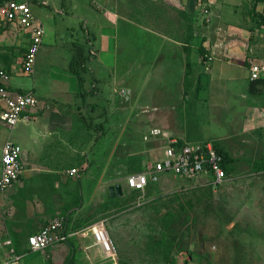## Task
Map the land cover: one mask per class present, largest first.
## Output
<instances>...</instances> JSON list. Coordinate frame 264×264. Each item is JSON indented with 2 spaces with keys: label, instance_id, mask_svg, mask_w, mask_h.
<instances>
[{
  "label": "rangeland",
  "instance_id": "374dc122",
  "mask_svg": "<svg viewBox=\"0 0 264 264\" xmlns=\"http://www.w3.org/2000/svg\"><path fill=\"white\" fill-rule=\"evenodd\" d=\"M47 2L48 6L33 5L34 14L45 28L33 74L15 72L26 43V34L16 26L0 27V67L14 66L11 83L34 89L48 103L62 104L67 99L63 90L68 86L64 70L74 54L75 41L83 40L84 31L78 19H73L75 30L68 27L69 19L58 12L61 0ZM253 2L255 12L260 15L250 10ZM197 6L198 21L206 8L213 17L209 16V23L204 19L198 25L211 24L209 35H204L206 40L211 38L206 45L202 44L204 40L198 42L200 45L194 49L197 54L192 52V59L198 57V67H193L190 78L193 87L188 88L187 98L183 97L182 80L178 99L165 98V91L154 84L146 97L147 105H140L134 94L147 75L134 74L131 83H123V86L131 84V99L110 106L107 89L112 85L108 84L107 74L101 75L99 93L87 100L97 103L95 116L91 105L89 109L86 105L92 115L84 113L87 118L84 110L78 111L80 107L68 106L71 129L83 133L77 140L76 153L53 175L59 178V190H54L60 199L58 209L52 207V193L39 188L44 191L40 198L48 211L53 216L56 212L66 216L73 228L104 220L119 250L118 264H264V169L254 170L257 165H264V88L255 86V92H249L246 68L249 59L264 60V0H200ZM220 55L227 59L214 60L209 64L210 72L204 69L208 57ZM84 75L89 81L91 76ZM77 102L83 103L81 98ZM82 116L94 125L95 132L87 129ZM19 124L11 131L0 124V144L7 138H18L23 132L17 129ZM154 127L185 137L189 142L216 143L231 161L228 179L213 186L162 174L151 191L130 190L124 183L125 177L156 157L163 143V138L144 139ZM24 129L32 134L34 123H25ZM28 162L24 160L22 179ZM72 168L76 172L69 174ZM32 172L34 178L45 177L42 171ZM121 183L122 195L111 197L108 187ZM18 199L20 205L23 200L20 196ZM167 212L175 216L176 230L170 233H176V244L164 258L150 243L165 233L162 218ZM0 220L3 231L4 216ZM21 230L13 237L18 250L25 251L32 227L27 225ZM51 249L30 253L21 264H56L50 258ZM5 261L6 255L0 250V264ZM82 263V254L76 247L72 261L58 264Z\"/></svg>",
  "mask_w": 264,
  "mask_h": 264
},
{
  "label": "crops",
  "instance_id": "0c3cea01",
  "mask_svg": "<svg viewBox=\"0 0 264 264\" xmlns=\"http://www.w3.org/2000/svg\"><path fill=\"white\" fill-rule=\"evenodd\" d=\"M26 1L30 3L32 10H34V4H45L48 6L47 0L44 2L41 0L42 3L39 2L40 0ZM199 1L61 0V7H57L58 12L69 19L68 27L71 30H75L74 20L78 19L77 22L80 23V27L84 31L83 40L75 41L74 45L76 43L84 44L85 52L88 54L85 62L87 71L83 73L84 82L81 85L77 75L71 72L66 64L64 74L68 78V86L63 91L67 99L62 104L59 101L48 103L42 100L35 93L34 89L19 87L9 80L8 88L10 91L24 92L32 90L38 98L39 103L35 108L26 112L29 115L28 119L19 121L20 124L17 129H23V132L18 138L13 139L22 148L23 171L18 180L8 190L0 194V218L4 216V225L6 226L3 231L0 230V250L7 258V261L1 264H21L24 257L30 253H40L48 248H52L50 250V258L56 264L60 263V261L67 263L72 261L76 247L79 248L82 254V264H118V248L117 256L114 260L105 257L101 248L94 245L89 233L74 234V232L88 225L73 228L69 225L66 216L65 228L69 232L67 240L53 244L41 251H31L27 246V237L37 232L41 226L52 218L61 214L60 212H56L53 216L52 212L48 211V208L45 207L46 203L40 198V194L44 193V191L39 190V188H45L46 191L52 193V207L53 209H58L60 199L56 198L57 193L54 190L58 189L59 178L53 177V175L63 169L69 161V156L76 153L77 140L83 133V131L79 133V131L71 129L69 114H67L69 111L68 106L71 105L75 109L80 107L78 111L84 110L82 111L83 114L86 113L88 116H92L89 115L87 110L89 109L88 106L91 105L93 106L91 107L94 112L93 116H95L97 103L94 101L87 102V100L90 95L99 93L98 83L102 79L101 75L107 74L108 84L112 85L111 88L108 87L107 89V102L110 106H116L122 100L127 101L131 99L133 96L131 84L123 86V83H131L134 74L147 75L145 80H141L144 82L143 84H139L137 88L138 92L134 94L137 103L140 105H147L146 97L150 95L149 91L152 90L154 84L159 89L165 91V98H180L181 89L179 88H181V80L184 81L186 68V49L189 50V58L193 70V67H198V57L192 59V52H196L194 49L203 40L202 44L206 45L211 38L208 37L206 40L204 36L205 34L209 35V30H211L209 26L211 24H206L202 27L198 26L201 22H204V19L209 23L213 18L209 15L211 14L208 11L209 9L206 8L203 10L204 14L201 16L200 21H198L196 10ZM49 7L53 9L52 6L49 5ZM44 16H47V14H44ZM36 17L40 19L37 15ZM23 32L26 34L25 52L29 42V33L24 30ZM224 55L226 56V53ZM210 58L208 57L206 63H204V69L208 72H210V65H212L211 63L214 60L225 61L227 59L225 57L223 60L221 55L220 58L216 56ZM20 63L15 72L20 71ZM230 63L235 64L237 68L242 67L240 64ZM13 68L14 66L10 69H4L8 70L11 74L14 70ZM84 74L91 76L90 80L88 79L89 81H87V77ZM151 75L153 76L150 77ZM248 81L250 83L249 78ZM86 84L90 86L87 88ZM190 87H193L192 84L189 85ZM111 97L114 98L112 102L110 100ZM183 97L187 98L184 94V89ZM80 98L83 102L82 105L77 102ZM76 115V117H79L78 114ZM82 118L83 121H86L87 129L93 132L92 128L94 125L89 124V119L84 120L87 116L86 118L82 116ZM29 121L34 123V132L32 134L24 129V124ZM0 124L4 126L1 120ZM162 132L187 141L185 137L175 135L172 132ZM2 144H0V156ZM26 153L28 156L23 157V154ZM24 160H29V164L26 168V176L22 179L25 172ZM35 170L42 171L45 177L42 179L34 178L32 171ZM19 196L21 201L23 200L20 205ZM17 210L20 212L15 213ZM9 211L10 214L7 215ZM2 222L3 220H0V223ZM27 225L32 227V231L26 237L25 251H20L15 246L13 235L19 233L18 231ZM7 240H10L11 243L5 244L4 242ZM12 249L13 253L10 252ZM16 257L18 258L17 260H15ZM29 262L31 263V261Z\"/></svg>",
  "mask_w": 264,
  "mask_h": 264
},
{
  "label": "built area",
  "instance_id": "2783aa9c",
  "mask_svg": "<svg viewBox=\"0 0 264 264\" xmlns=\"http://www.w3.org/2000/svg\"><path fill=\"white\" fill-rule=\"evenodd\" d=\"M32 6L26 0H5L0 4V26H16L29 33V42L20 63V72L33 74L36 54L43 42L45 28L33 14ZM209 59H211L209 57ZM250 81L264 78V60L249 59L247 63ZM10 72L0 68V120L11 131L22 119H28L26 114L35 108L39 100L32 90L12 92L8 88ZM163 138L158 155L149 159L142 170L125 177V185L129 189L144 191L149 183H158L162 174H171L183 180L221 185L228 179V174L221 165L223 156L212 141L189 142L173 135H166L159 128H151L144 137L147 141ZM0 194L8 190L23 171L22 148L7 138L1 146L0 156ZM76 172L75 168L68 171ZM66 218L57 215L41 226L37 232L27 237V246L31 251H41L47 247L66 241L69 232L65 228ZM89 233L94 245L101 248L105 257L114 260L117 256L116 244L109 234L105 221H96L74 234ZM10 244V240L4 242ZM13 253V249L10 251ZM18 258L16 257L15 260ZM6 264V263H5Z\"/></svg>",
  "mask_w": 264,
  "mask_h": 264
},
{
  "label": "trees",
  "instance_id": "16d2710c",
  "mask_svg": "<svg viewBox=\"0 0 264 264\" xmlns=\"http://www.w3.org/2000/svg\"><path fill=\"white\" fill-rule=\"evenodd\" d=\"M5 0H0V4L2 2H4ZM256 9V4L253 2L252 7L250 10H252V13L254 15H260V13H256L255 10ZM263 24H264V19L262 20ZM1 28H7L8 25L5 26H0ZM85 46L84 44H80V43H76L74 45V54L72 55L69 63H68V69L75 73L80 81V84L83 85L84 82V76L83 73L87 71V67L85 65L86 59L88 57V54L85 52ZM191 73H192V63L190 62V58H189V50L186 49V68H185V73H184V94L188 95V88L190 85V78H191ZM189 83V85H188ZM255 86H260L264 88V78H260V79H256V80H252L249 83V92L250 93H254L255 92ZM215 146H217L216 143H214ZM218 151L222 154L223 156V162H222V166L225 169L226 173L228 174L230 172L231 169V165L230 164V159L229 157L226 155V153L217 146ZM264 169V165H257L256 168L254 169L256 172H259L261 170ZM142 169H139L135 172L141 171ZM134 173V172H132ZM131 174V173H130ZM157 183H149L144 191H151L150 189L152 187H154ZM123 187V185H122ZM133 192H142L139 190H134V189H130ZM143 191V192H144ZM118 196V195H117ZM163 226L165 228V233L163 234L162 237L157 238L155 240H153L151 244V246L154 248H156L157 250H159V252L163 253L164 258H167L169 256V251L174 247V245L176 244L175 239H176V233L175 234H171L170 232H175L176 230V226H175V216L172 212H167L163 218ZM174 225V226H173ZM170 235V236H169Z\"/></svg>",
  "mask_w": 264,
  "mask_h": 264
},
{
  "label": "water",
  "instance_id": "95a60500",
  "mask_svg": "<svg viewBox=\"0 0 264 264\" xmlns=\"http://www.w3.org/2000/svg\"><path fill=\"white\" fill-rule=\"evenodd\" d=\"M109 191H110V195L111 197L114 196H120L122 195L123 191H122V186L120 184L117 185H111L108 187Z\"/></svg>",
  "mask_w": 264,
  "mask_h": 264
}]
</instances>
